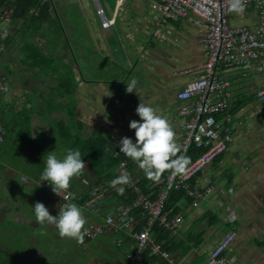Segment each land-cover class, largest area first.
<instances>
[{"label":"crops","instance_id":"1","mask_svg":"<svg viewBox=\"0 0 264 264\" xmlns=\"http://www.w3.org/2000/svg\"><path fill=\"white\" fill-rule=\"evenodd\" d=\"M72 1L77 3L78 11L82 14L81 9L83 8H80L77 0ZM66 2L68 1H50L60 24L64 27L65 32L70 34V40L74 46V58L78 62L76 68H73V77L77 81V85L72 92L71 114L76 125L79 123L82 125L81 138L88 137L95 130H99L118 148L129 149L132 153L131 158L134 161H139L132 169L129 165L132 175L139 181L138 173L146 169L153 171L154 168L151 169L152 162L157 157L170 152L181 144L182 129L180 119L177 117V109L181 102L177 100L176 93L194 77L195 67L204 60L203 47L200 42L203 29L200 24H196L197 18L194 16L178 17L169 19L161 25L160 32L164 35L163 38L155 37L153 35V12L150 11L147 3L144 0H127L123 8L116 14L114 24L108 29L102 26L101 19L100 27L96 22H92L91 25L90 21L82 14L85 27L84 29L82 27L78 34L72 28L73 23L65 13ZM100 2L104 10L109 11L106 8L105 0H100ZM114 7L115 0L108 16L112 15ZM92 12L97 14L96 6ZM256 18V13L249 10L248 13L235 15L232 17V21L236 24L252 25L256 22ZM18 24L19 22L10 24L8 21L1 23L0 27H9L11 36ZM8 46L6 48L5 43V51L0 53V59L4 55L16 57L15 52L18 45L12 48H8ZM87 57H89L88 60ZM93 58L98 61V66L97 64L92 65ZM3 64L1 66L5 68V71L0 74V81L4 85V90L0 92L2 98L0 107L2 106L4 111H7L8 108L14 109L17 107L15 104L21 102H15L16 98V100H23L21 103L24 105L23 108H30L34 102L32 99L34 95L31 98L28 97L31 95V88H29L27 79L37 74L38 78L41 76L39 79L36 78L37 83L40 84L46 81L45 75L38 69H30L22 64L19 69L9 68L6 63ZM225 76L230 83L231 98L227 110L217 113L216 118L224 125L229 126L232 142L220 160L216 164L208 165L201 174V176L210 178L212 189L196 206L192 205V199L186 194V197L178 199L168 198L165 206L166 210H170V214L181 213L184 217L181 226L176 231L170 232L175 238L174 242L177 243V247H173L169 252L175 255L181 264H203L207 258L208 249L225 232L230 230L235 231L236 234L230 247V253L227 251L231 264H264V100H260L255 93L258 88L264 85V71L232 70L228 71ZM24 77L27 78L24 79ZM16 79L22 91L14 94V97L12 92ZM226 115H229V121H226ZM51 116L60 117L62 113L55 111ZM35 119L36 116H33L31 122L34 123ZM40 123L37 121L36 127H39ZM0 125H2L1 121ZM75 129L73 128V130ZM6 155L8 156V153ZM11 155L13 156L14 152ZM2 158L4 157L0 156V159ZM69 158L68 167H71L73 163L82 166L83 161L87 163L85 166V170H87L88 161L86 159L82 158L78 161L73 157ZM128 162L130 164V161ZM60 163L59 161L55 164V170L63 171L65 176L56 173L52 183L39 178L37 174L27 175L23 166L15 168L12 166L13 164L7 162L5 167H0L1 176L3 179L6 178L4 186L12 188L13 184H16V180L27 182L26 178H29L36 182L34 184H37L36 188L40 190L33 200L34 203L31 199L26 209H22L19 205V207L15 205L14 209H9L10 200L5 198L0 200V204H8V211L0 220V228L3 220H8L7 226L12 229L17 223L28 226L29 230L26 231L25 236L21 233L19 238L22 241L25 237L26 243L33 245L31 247L26 243L24 245L10 230L4 232L3 236L9 235L6 239L12 240L4 242L0 239V263L20 264L19 261L22 260L26 264L25 258L30 257L27 251L33 248L39 253L38 260L43 259V263L45 261L46 264L49 262L62 264V260L54 262L55 259L54 261L51 260L52 258L50 259V253H53L54 250L57 249L59 253L56 244L60 245L65 242H61L62 238L59 240L54 238V233L57 232L53 229H57L58 224L62 227H70V225L78 223L77 232L70 234L71 237H74L71 246L75 252L81 254H85L84 249H88L90 253L87 254L89 258L85 264H88L87 261L90 257L97 258L99 256L95 254L97 252L91 248L90 241L84 238L78 228L85 222L96 221L97 218L93 214H87L81 210L82 205H77L76 208L73 207L75 204H71L70 209L67 210L69 203L51 190L65 185L77 197L76 188L67 184V180H71L74 172L70 168L62 170V167L58 166ZM82 168L84 169V166ZM6 170L12 173L4 174ZM22 170L24 171L22 172ZM66 170H70L72 175L67 174ZM80 177L82 178V176ZM83 179L80 182L72 180L73 183L81 184L82 194L88 190ZM42 180L47 182V185L39 183ZM30 186L32 185L30 184ZM152 187L146 194L156 192ZM42 188L47 192L42 194ZM223 196L225 199L221 200L220 198ZM251 199L256 200L255 209L261 208L263 213L258 214L255 209H252L254 202ZM56 200L65 206L63 211L48 212L45 210L46 203L51 205ZM227 202L232 208V220L229 222H234V224L229 229L222 230V224L228 221L222 215L227 216L226 210L228 209L223 208ZM242 203H249V205L247 212L242 213L241 211L240 214L238 205H242ZM213 204L216 206L213 207ZM120 205H122L121 202L106 205L105 201L98 206V210L103 215L112 209H117ZM252 212L254 215L250 219L248 215H251ZM213 213L220 219L215 225H209V218ZM47 220L50 221V231L49 234L44 235L40 246L34 231L37 230L40 222H47ZM145 220L143 216L142 222H138L139 220L135 217L130 228L105 230L94 238V240L107 239V243L111 242L118 251L116 257L112 259L110 254L105 252L109 250L103 249V260L106 264H122L125 261L126 255L134 248L133 233L142 228ZM136 226H139L140 229L136 230ZM31 228L34 230L33 232L30 231ZM21 230L24 231V229ZM152 234L154 235V228ZM52 239L54 243L50 241ZM156 242L161 245L163 243L157 240ZM177 248L179 249L177 250ZM108 258H111L112 261H109ZM29 264H33V258Z\"/></svg>","mask_w":264,"mask_h":264},{"label":"built area","instance_id":"2","mask_svg":"<svg viewBox=\"0 0 264 264\" xmlns=\"http://www.w3.org/2000/svg\"><path fill=\"white\" fill-rule=\"evenodd\" d=\"M51 1V0H41ZM96 6L102 26L108 29L115 22V16L127 0H115L111 16L105 15L100 0H92ZM153 12V35L163 38L160 27L169 19L194 16L196 24L203 29L200 42L204 60L194 69L192 77L183 88L177 91L176 98L181 103L177 109L180 119L182 139L180 153L176 158V167L159 182L155 193H143L138 178L132 175L127 160H120L116 166V177L103 179L96 183L93 176L83 179L89 190L90 199L83 208L97 214L98 206L118 185L135 194L130 205L122 204L117 209L105 213L101 220L87 225H80L81 234L95 238L105 230L130 228L135 216L133 208H140L145 224L133 233L134 248L126 255L122 264H138L144 251L150 249L152 255L161 258L165 264H181L169 251L156 242L152 230L155 225L174 232L184 221L181 213L170 214L166 202L173 190H184L192 199V205L212 189L208 176H198L213 160L222 154L232 142L229 126L216 118V114L227 110L231 98L230 83L225 74L232 70L254 69L264 71V0H144ZM252 10L256 13V22L252 25L236 24L232 17ZM9 21V15L1 11L0 24ZM10 28L0 27V53L5 51V43L10 35ZM4 85L0 81V92ZM256 96L264 100V85L256 90ZM226 115V121H229ZM0 125V140L2 137ZM194 143L205 150L187 165L183 164L185 153ZM66 173L72 175L70 170ZM195 178L194 182L192 179ZM119 181V183H118ZM64 201L68 202L75 194L65 185L51 189ZM153 194V196H152ZM232 220V214H227ZM228 220V219H227ZM235 231L225 232L207 251L203 264H231L227 254L235 238Z\"/></svg>","mask_w":264,"mask_h":264},{"label":"trees","instance_id":"3","mask_svg":"<svg viewBox=\"0 0 264 264\" xmlns=\"http://www.w3.org/2000/svg\"><path fill=\"white\" fill-rule=\"evenodd\" d=\"M67 1V9L65 13L69 17L71 23H73L72 28L78 32L82 29V27L83 29L85 27L83 16L80 12L79 14L77 13L78 8L76 5L75 9L72 7V0ZM52 6L53 5H51L50 1L0 0L1 11L9 15L10 24L19 22L16 28H14L15 30L13 34L11 36L9 35L10 37L8 36L6 48L8 44V48L18 45L15 55L16 57L18 56L17 58L20 63L30 69L35 68L40 70L43 72V75H45L44 78L46 80L45 82L38 84L36 81V78H38L37 74H35L33 77H30L32 82H29V85H31L30 87L33 93L28 95V97L31 98L34 95L32 97L34 102L32 101L33 104L30 108H22L19 111L14 112L13 108H8L7 111H4L2 106L0 107V121L3 130L0 140V152L2 151L0 156L5 157L8 153L7 157H12L11 154L13 153L9 151H12V149L16 147L18 143V137L16 136H21V134L24 135L25 133L29 134L30 124L28 122H31L33 116H36V118L38 117L39 121L41 122L40 125L44 122H47L51 131H57L60 134L61 140H64L70 144L68 148L69 150L66 152V155H64V158L69 156L78 161L82 158L88 161V171L83 169L79 164L73 163L70 169L74 172V174L84 178L93 176L96 179V183H100L103 179H109L113 176H117L115 174V168L120 160L124 159L130 161V169L134 168L139 161H134V159L131 158L132 153L129 149L118 148L113 142L108 140V137L103 132L99 130H95L88 137L81 138L82 125L81 123L76 125V121L71 114L72 92L77 85V81L73 77V63L75 62L77 65L78 62L74 58V53L71 48L73 43H71V40H68L65 29L60 24L59 19L54 13V6ZM77 15L82 17L81 20H76ZM78 34L80 33L78 32ZM16 41H18V43H16ZM68 44L71 48V54L69 55L70 59L67 60L56 54H52V51H62L60 48L61 45H66L68 47ZM39 78H41V76H39ZM1 102L2 98L0 96V103ZM55 111H61L62 116L52 117V112ZM24 127H26V129H23ZM76 127L78 129H75ZM73 128L75 130H73ZM36 131L38 133V129ZM34 138H38L37 134ZM204 150V147H198L194 143L190 144L185 153L183 164H189L197 156L204 152ZM179 153L180 146L157 157L155 161L152 162L151 169L154 168L153 171L146 169L141 173H138V184L141 191L145 193L149 192V188L152 186L154 192L157 191L159 186L158 181H160L162 178H165L176 167V158L178 157ZM222 154L217 156L212 163L216 164L220 160ZM1 166L5 167V164L1 163ZM17 167L20 166H15V168ZM55 169L56 167H54V170ZM30 173L32 174V172ZM56 173L60 176H65L61 170H42L41 172L34 170L33 172V174H37L39 177L48 182L53 180L54 174ZM88 173L91 175L88 176ZM201 174L203 173H199L198 176H201ZM194 180L195 178L192 179V182H194ZM67 184L74 186L78 192L77 197H71L69 199L67 210L70 209L71 204H75L73 207L76 208L77 205H82V208H80L81 210L85 211L87 214H93V216L97 218L96 221H102L101 218L103 215L101 212H99V210H97L96 214V212L92 213L91 211L83 208V204L90 199L88 190L86 193L82 194L81 184L73 183L72 180L69 179L67 180ZM31 185L32 186L30 187L33 188L32 190H38L36 188L37 184ZM134 197L135 194L129 189L118 185L116 189H114L102 200V203L106 201V205H109L121 202L122 204L125 203L130 205L133 202ZM181 197H186V195L184 190L179 189L173 190L170 193L169 198L178 199ZM8 200H10V198ZM9 206H11V209L15 208V204L10 203ZM131 213L136 217L137 220H139L138 222H142L143 216L141 214L140 208H133ZM219 219V216L213 213L211 218H209V225H215ZM7 221L8 220H3L2 227L0 228V239L4 242H7L6 240H12L5 239L6 237L1 235L8 230L13 232L12 228L7 226ZM42 223H47L46 229L47 233L49 234L50 221L47 220V222H40V225ZM87 224H89V222L84 223V225ZM231 226L232 224L227 221L222 224L221 229L227 230ZM15 227L16 230H14L13 233L18 238L21 233H26V230L22 232L20 229L24 227L23 225L17 223L15 224ZM39 227H37V230L35 231L31 228V231H34L35 235L38 237V243L42 242L44 235H46V233L44 234L41 232V230H39ZM135 229L139 230L140 227L136 226ZM84 238L86 240L90 239L86 236H84ZM154 238L157 241L163 242L162 247L166 251L171 250L173 247H177V243L174 242L175 238H173L169 230L164 229L163 227L156 225L154 226ZM51 241H53V239ZM178 249L179 248H177V250ZM50 254L52 258L51 260L54 261V257H52L54 253ZM138 264H165V262L161 258L152 255L150 249H146L142 255L141 261Z\"/></svg>","mask_w":264,"mask_h":264},{"label":"rangeland","instance_id":"4","mask_svg":"<svg viewBox=\"0 0 264 264\" xmlns=\"http://www.w3.org/2000/svg\"><path fill=\"white\" fill-rule=\"evenodd\" d=\"M51 1L55 2L56 0H51ZM60 1H64V0H60ZM77 2L81 6L80 8H83V9H81V12H82V14L85 15V18L90 21V24L92 25V22H94V23L96 22L100 27L101 21H100L99 15L94 14L92 12V11H94V7H95V6H93L94 2L92 0H77ZM105 3H106V8L109 10V11H106V9H105V15L108 16L111 13V10H112L113 4H114V0H105ZM75 5H77V3L73 2L72 7H74V9H75ZM77 13L79 14V11H77ZM61 18L64 19L63 16H61ZM81 18L82 17L80 15H77L76 20H81ZM66 36H67L68 40H70V34H67ZM60 48L62 51H59V50L52 51V54H56V55L63 57L64 59H67V60L70 59L69 55L71 54V48L73 51L74 46L72 45L70 48V46L68 44V47L66 45H61ZM88 59H89V57H87V60ZM3 63H6L9 68L12 67L13 69H15V68L19 69V67L22 66V65H20L21 63H19L18 58L12 57L10 55H4L0 59V74L1 73L3 74L5 71V68L3 66H1ZM97 63H98V61L95 58H93L92 65L95 66V64H97ZM97 66H98V64H97ZM73 68H76L75 62L73 63ZM98 70H101V69L98 68ZM25 78H27V77H24V79ZM13 80H14V78H13ZM27 82H32L29 79V77L27 79ZM14 85L15 86H14L13 92H12L13 95L22 91L20 89V87L18 86V80L17 79H16V82L14 83ZM30 86L31 85H29V88H31ZM30 93H32V90ZM16 96H18V95H16ZM14 97H15V95H14ZM14 101L15 102L21 101L20 104L18 102H17L18 104H15V105H17V107H15L13 109L14 112H17L24 107V105H21L23 100H16V98H15ZM154 110H156V108H154ZM37 121L39 122L38 117L35 119L34 123L30 124V122H28L30 124L29 134L25 133L24 135L21 134V136H16V137H18L17 138L18 143H17L16 147H14L12 149V151H9L12 153L14 152V155L12 156V158L4 157V158L0 159V167H2L1 163L7 164V162H8V164L9 163L14 164L12 166H17V165L20 167L23 166L26 169L27 175H31V173H30L31 170H37L38 172H41L42 170L55 171L54 170L55 164L59 161L61 163L58 164V166H61L62 170L70 168L67 166L70 164L69 156L68 157L66 156V158H64V155H66V152H68V150H69L68 148H69L70 144L64 140H61L60 134L57 131H51L47 122H44L41 125H39V127H36ZM23 129H26V127H24ZM37 129H38V133L36 131ZM36 134L38 137L37 139L34 138V137H36ZM31 140H35V141H31ZM86 165H87V163L82 161V166H84V169H86L85 168ZM23 171L24 170H22V172ZM10 172L11 171L6 170L4 172V174H8ZM20 174H23V173H20ZM1 175H2V173L0 172V200H3L4 198L8 200L10 198V202L12 204H15L16 206L19 205L22 209H26V206H28L29 201L31 202V199H32V203H34L33 200L40 193V190L35 191V190H32L33 188L30 187V184L36 183L33 179L31 180L29 178H26L27 182H22V181L16 180V184H13V187L9 188L8 186H4L3 183L6 182L4 180L6 178L3 179V176H1ZM89 175H91V174L88 173V176ZM54 176H55V174H54ZM83 178L84 177L81 178L80 176L73 173L71 180L80 182V181H82ZM39 183L47 185V182H45V181L43 182V180L40 181ZM28 184H29V186H28ZM41 190H42V194L47 192L44 188H42ZM222 192H223V190L221 191V193ZM220 199L224 200L225 196H223V198H220ZM251 201L254 202L253 207L251 206L252 209L254 210L257 203H256L255 199H251ZM214 205L215 204H213L212 206L214 207ZM248 205H249V203H244V204L242 203V205H238L239 206L238 208H240L239 209L240 214H241V211H242V213L247 212ZM7 206H8V204H0V220L4 217L6 211H8ZM44 206L46 208L45 210H47L48 212L49 211H63L65 209V206H63V204L60 203V201H58V200H56V202L52 203L51 205L46 203ZM34 207L36 208L35 205H34ZM10 208H11V206H9V209ZM223 208L228 209V210H226L227 214L228 213L231 214L232 208H231V205L229 204V202L225 203ZM249 209H250V206H249ZM221 210H223V209L221 208ZM33 211H34V209H33ZM255 212L258 214L263 213L261 208L255 209ZM29 213H31V210H29ZM33 213L36 216V212L34 211ZM220 214H222V213H220ZM31 215H32V213H31ZM222 215H223V218L228 219V221H230L228 216H226L227 217L226 218L224 216V214H222ZM252 215H254L253 212L251 215L249 214L248 217L251 219ZM46 224L47 223H42L41 225L39 224L40 225L39 230H41V232H43L44 234L46 233V235H47ZM231 224H234V222H231ZM77 226H78V223L75 225H70V227H62L61 225L59 227L57 226V229H56L57 233H54V238L56 240H59L60 238H62L61 242H63V241H65V242L61 243L60 245L56 244L57 248L59 249V253H58L57 249L53 251L54 254L52 255V257H54V259H55L54 262L62 260V262H61L62 264H85L86 263V260L89 258V256H87V254L90 253L88 251V249H84V253L86 254L85 255V254H81L79 252L78 253L75 252L71 246V241L74 237L73 236L71 237L70 234H71V232H73L74 234L77 232ZM21 229H24L26 231L29 230L28 226H24ZM12 230L14 232V230H16V227L14 226V228ZM30 231H31V229H30ZM1 235L3 236V234H1ZM24 236H25V232H24ZM6 237H9V235H6ZM48 238H50V237L48 236ZM89 240H90L91 248H93L95 250V252H97L95 254H97L99 256L96 255L97 258H94V257L91 258L90 257L89 261H87L88 264L89 263H91V264H106V262L103 260V258H104L103 254L104 253L102 251L104 248L109 250V251L106 250L105 252L110 254L112 259H113V257H116V254H118V251L116 250L115 245H112L111 242H110V244L107 243V239H105V238H99L96 240H94V238H90ZM19 241L25 245L27 239H25V237H24V239H22V241H21V238H19ZM110 241H112L111 238H110ZM52 242L54 243V241H52ZM49 243H51V242H49ZM26 244L29 245V247L33 246V245H30L29 243H26ZM108 245H111L113 247H109L110 248L109 249L108 247H106ZM27 253H29L30 257L25 258L26 264H29V262L31 261L32 258H33V264H38V263L39 264H46L45 261L43 263V259L38 260V258H39L38 254L39 253L37 251L33 250V248H32V250L27 251ZM229 253H230V250H229ZM105 256L107 257V255H105ZM62 258H64V259H62ZM111 258H108V260L112 261ZM50 259H51V257H50ZM19 262H20V264H24V262L22 260ZM47 264H54V263L49 262Z\"/></svg>","mask_w":264,"mask_h":264}]
</instances>
